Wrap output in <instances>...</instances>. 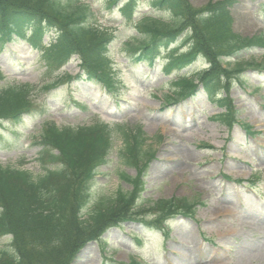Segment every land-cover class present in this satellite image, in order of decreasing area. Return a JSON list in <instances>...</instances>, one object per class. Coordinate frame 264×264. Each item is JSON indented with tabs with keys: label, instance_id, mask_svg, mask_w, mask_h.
<instances>
[{
	"label": "rangeland",
	"instance_id": "obj_1",
	"mask_svg": "<svg viewBox=\"0 0 264 264\" xmlns=\"http://www.w3.org/2000/svg\"><path fill=\"white\" fill-rule=\"evenodd\" d=\"M82 1L92 5L94 24L114 30L115 39L108 50L114 83L111 93L99 81L82 76L48 92H38V107L24 119L19 140L3 133L0 165L43 173L37 161L39 148L31 141L46 121L58 127L97 122L128 129L140 127L147 140L143 149L154 154L144 172V191L135 210L159 200L179 198L197 203L193 219L171 218L166 224L168 237L145 223H123L105 233L103 248L95 243L87 245L76 264H121L132 258L144 264H264V67L248 69L241 80L233 83L230 99L240 125L228 128L212 121L222 109L202 92L192 100L164 105L160 97L170 90L171 77H165L161 70L167 51L161 49L152 65L140 62L138 52L130 48L136 44L134 37L138 34L133 26L125 24L117 8H110L104 0ZM188 1L200 8L219 0ZM148 2L138 0V15L146 13L170 21L164 13H153ZM262 4L264 0H236L231 10L233 30L249 37L264 33ZM44 42H48V36ZM184 48L178 46L180 50ZM37 55L22 42L0 49V72L5 76L0 87L43 84L64 74L74 77L80 73L73 58L47 78ZM243 60L264 66V51H250ZM202 66L198 61L184 72L191 73ZM244 124L252 127L253 136L247 134ZM10 128L2 124L0 131ZM121 146V138L114 140L107 163L98 169L92 185L93 203L117 191H130L120 177L122 173L134 176L135 171L117 159ZM254 175L258 178L250 188L246 181ZM134 235L142 243H137ZM8 245V238L0 239V251Z\"/></svg>",
	"mask_w": 264,
	"mask_h": 264
},
{
	"label": "trees",
	"instance_id": "obj_2",
	"mask_svg": "<svg viewBox=\"0 0 264 264\" xmlns=\"http://www.w3.org/2000/svg\"><path fill=\"white\" fill-rule=\"evenodd\" d=\"M104 1L110 8L117 7L125 24L137 32L136 44L130 48L138 51L140 62L152 65L161 47L168 50L162 70L173 79L171 92L164 95L165 103L175 104L201 88L224 109L216 121L228 127L236 122L237 111L229 92L247 69L261 68L243 59L251 50H264V33L244 37L233 31L230 11L235 0L209 1L200 8L188 0H149L150 10L164 13L170 21L146 13L138 15V0ZM94 16L92 5L82 0H0V47L18 40L26 42L39 53L47 75L76 57L89 80L100 81L109 89L113 84L108 50L115 36L113 30L94 24ZM49 31L53 32L52 40L43 46L42 39ZM182 35L186 50L170 48L180 39L182 44ZM199 60L207 64L205 68L183 72ZM64 77L42 89L71 79ZM38 88L30 84L0 87V126L3 122L23 124L35 107L33 95ZM117 138L122 140L120 160L136 170L134 177L121 176L131 190L93 203V179ZM146 141L139 127L98 122L58 128L54 123H43L36 143L43 173L34 175L0 166V238L11 237L10 248L0 251V264H71L86 244L99 242L109 228L145 218L134 216L150 212L148 216L153 217L148 224L160 228L175 214L193 215L194 204L174 198L135 212L143 193L142 175L153 156L152 151L143 149ZM48 163L51 170L45 167Z\"/></svg>",
	"mask_w": 264,
	"mask_h": 264
}]
</instances>
